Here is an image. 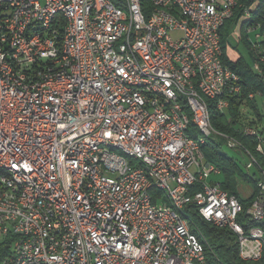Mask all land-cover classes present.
Segmentation results:
<instances>
[{
	"label": "built area",
	"instance_id": "built-area-1",
	"mask_svg": "<svg viewBox=\"0 0 264 264\" xmlns=\"http://www.w3.org/2000/svg\"><path fill=\"white\" fill-rule=\"evenodd\" d=\"M159 1L164 17L138 15L137 0H129L131 10L98 0V16L89 19L90 0H0V178L21 194V201L0 194V244L12 238L0 264H206L188 224L169 198L150 190L151 181L170 185L171 196L210 215L211 223L226 224L242 259L261 255L264 169L247 163L260 173L259 199L251 201L253 213L243 210L253 222L243 235L234 221L242 198L222 186L215 164L189 137L196 125L224 137L210 127L207 111L209 100L217 101L218 69L229 72L220 28L238 5ZM54 12L61 19L47 31L29 33L32 21ZM167 12L183 14V21L170 23ZM249 12L244 7L243 18ZM63 31L78 35L77 50ZM122 31H129L128 44H120ZM246 34L263 47L264 63V19ZM72 54H79L78 66H71ZM261 64L254 60L253 67L263 74ZM149 83L167 89L168 99L155 97ZM197 85L209 100L197 97ZM242 90L241 75L230 73L228 97ZM167 103L175 104V116H168ZM242 129L264 153L259 127ZM99 140L126 145L143 167L98 148ZM198 174L210 175V185L196 183ZM42 213L52 223H43Z\"/></svg>",
	"mask_w": 264,
	"mask_h": 264
},
{
	"label": "trees",
	"instance_id": "trees-1",
	"mask_svg": "<svg viewBox=\"0 0 264 264\" xmlns=\"http://www.w3.org/2000/svg\"><path fill=\"white\" fill-rule=\"evenodd\" d=\"M238 6L235 11V15L228 19L226 23L221 27V44L223 48V62L228 65L234 72L241 75L243 80L242 94L239 96L230 97L229 107L226 111L222 112L218 109L215 100H209V111L212 126L217 130L216 136H221L220 133L229 135L239 140L242 145L250 150L257 161L264 168V153L257 150L259 144L258 138L255 136L246 135L242 132L243 126L241 122L243 119L248 118L244 113L243 107L248 105L252 109H256V100L250 98V93L260 92L261 96H264V63H262L263 74L258 73L254 67V60L258 61V54L253 47V43L247 38L248 27L255 22H263L264 19V0H239ZM248 7L250 9V16L243 18V8ZM238 27L239 35L245 42L248 48L249 59L248 61L241 53L233 57L230 53L231 49L236 50V45H231L230 35L234 27ZM256 54V56H255ZM256 112V111H255ZM259 120L262 119L261 115ZM252 123H255L256 118H251ZM245 123V120H244ZM245 126V125H244ZM195 128H191V130ZM222 142L213 134L210 135L201 148L207 161L214 163L220 169V175L223 176L220 179L222 186L231 194H238L236 187V177L240 174L244 179L254 184L255 191L248 199H242L243 208L246 210L252 203V199H255L258 194L259 178L250 174H245L241 168L239 162L234 156L228 155L222 149ZM186 214L191 221L192 230L198 234L199 238L205 247L206 264H264V257L257 261L244 260L239 255L237 236L233 231L226 227L217 226L207 221L193 205H188L186 208ZM239 221L242 222L244 228L248 229L251 226L250 221L244 214L239 217ZM12 238L3 241L0 244V263L2 259L10 252V243Z\"/></svg>",
	"mask_w": 264,
	"mask_h": 264
},
{
	"label": "bare ground",
	"instance_id": "bare-ground-1",
	"mask_svg": "<svg viewBox=\"0 0 264 264\" xmlns=\"http://www.w3.org/2000/svg\"><path fill=\"white\" fill-rule=\"evenodd\" d=\"M89 4V19H96L98 16L99 2L98 0H90ZM240 1L234 0V4L238 5ZM117 7H124V10H131V3L129 0H117ZM137 9L138 15L140 16H149L151 18H158L165 16V9H163V2L159 0H137ZM250 16V12L248 16ZM61 19V12H54V14H49V19H42L37 21H32L29 25V33H36L37 31H47L51 27V21H58ZM167 19L170 23H177V21H183V14H177L175 12H167ZM261 22H255L254 24L248 27V33H251V28L256 27ZM221 31V28H220ZM221 36V33H220ZM129 31H122L120 33V44H128ZM202 39H209L208 31H201ZM63 39H69L70 42V50H77L80 46V39L78 35H71V31H63ZM254 49H256L258 54V61L263 62V47L260 46L257 42H252ZM79 64V54H72L71 56V66H78ZM226 69H218V83L215 85V99H217L216 105L218 109H220V103L218 101H224V109L227 110L229 107V99L228 97V88L230 81V73L234 72L228 65ZM182 81H190V74H182ZM117 85H124V77L116 76ZM149 91H154V96L160 99H168V92L165 88H156V83H149ZM196 95L199 99L209 100V93L204 85H197ZM250 98H255V93L249 94ZM167 111L168 116H175V104L167 103ZM207 120L209 122L210 127L214 128L211 123L210 111H207ZM215 130V129H214ZM217 133V130H216ZM221 136H224L232 147H238L243 149L249 154L250 159L254 162V164L258 167L263 166L257 161L250 150L246 149L242 143L234 137H231L226 134L220 133ZM212 135L211 133H207L204 125H196L195 130L189 128V137L192 138L197 150H201L202 143ZM253 136L252 134H246ZM256 137V136H255ZM98 148H104L107 151H113L118 158H123L124 161H132L136 164V167H143V158L140 157L136 152H131L129 148H126V145H119L114 140H99ZM257 150H259V144L257 145ZM215 169L220 172V169L215 165ZM221 173V172H220ZM210 175L198 174L196 176V183L199 185H210L211 181L208 180ZM211 177V176H210ZM150 190H155L163 194L164 198H169V203H174V211L177 213V218L179 220H185L189 227L190 237L198 242L199 248L205 256V247L198 234L195 233L191 228V221L186 214V208L190 204H184L182 202L181 197L171 196V186L166 185L163 182L151 181L150 182ZM0 194H6L8 196L9 201H21V194L17 193L16 190L8 184L2 182L0 178ZM255 199H259V192L256 195ZM243 206H235L234 212V221L237 230L242 231L243 235H250L251 226L248 229L244 228L242 222L239 221V217L243 214ZM246 213H253L252 204L244 210ZM203 217L210 222V215H203ZM42 221L43 223H52V216L49 213H42ZM217 226L226 227V224H215ZM176 232H183V225H176ZM264 257V240H261V255L260 256H251V261H257ZM247 260V259H244ZM12 264H23V259H14Z\"/></svg>",
	"mask_w": 264,
	"mask_h": 264
},
{
	"label": "rangeland",
	"instance_id": "rangeland-1",
	"mask_svg": "<svg viewBox=\"0 0 264 264\" xmlns=\"http://www.w3.org/2000/svg\"><path fill=\"white\" fill-rule=\"evenodd\" d=\"M238 31V27L236 29H232L231 33L232 35H230V42L231 45L233 44L234 46L236 45V50L231 49L230 53L233 57H235V55L241 53L242 55H244L246 57V59L248 61L251 62V60L249 59V53H248V48L245 45V42L243 41V39L240 37L239 35V31ZM251 37H253V35H251ZM245 109H243L242 111H244V113L247 115L248 118L243 119V122H241V125H253L256 127H259V129L262 131V135L264 137V96H257L256 98V109H252L251 107H249L248 105H245ZM258 114L261 115L262 119L259 120V116L256 114V112ZM251 118H256V122L252 123V119ZM245 120V123H244ZM219 140L222 142V149L225 153H227L228 155L234 156L236 158V160L239 162L240 164V168L241 170L245 173V174H250L256 177H260V173L258 171V169L256 167H252V168H248L247 167V163L250 161V156L249 154H247L243 149L238 148V147H229L227 145V140L224 137H218ZM219 179H222L223 176L219 174V176H216ZM236 187L235 189L238 191L239 196L242 199H248L249 197H251V195L254 193L255 191V187L254 184L250 181H247L244 179L243 175L239 174L236 178ZM208 180L211 181V177L209 176Z\"/></svg>",
	"mask_w": 264,
	"mask_h": 264
},
{
	"label": "crops",
	"instance_id": "crops-1",
	"mask_svg": "<svg viewBox=\"0 0 264 264\" xmlns=\"http://www.w3.org/2000/svg\"><path fill=\"white\" fill-rule=\"evenodd\" d=\"M255 99V98H254ZM246 107L244 106L243 109H245Z\"/></svg>",
	"mask_w": 264,
	"mask_h": 264
}]
</instances>
